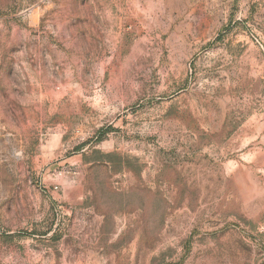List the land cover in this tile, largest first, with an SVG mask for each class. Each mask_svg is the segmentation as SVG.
Returning <instances> with one entry per match:
<instances>
[{
	"label": "rangeland",
	"instance_id": "374dc122",
	"mask_svg": "<svg viewBox=\"0 0 264 264\" xmlns=\"http://www.w3.org/2000/svg\"><path fill=\"white\" fill-rule=\"evenodd\" d=\"M0 264H264V0H0Z\"/></svg>",
	"mask_w": 264,
	"mask_h": 264
}]
</instances>
